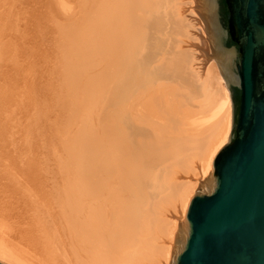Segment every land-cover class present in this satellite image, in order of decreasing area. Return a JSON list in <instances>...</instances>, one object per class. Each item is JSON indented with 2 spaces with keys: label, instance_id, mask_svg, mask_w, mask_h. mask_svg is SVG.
<instances>
[{
  "label": "bare ground",
  "instance_id": "6f19581e",
  "mask_svg": "<svg viewBox=\"0 0 264 264\" xmlns=\"http://www.w3.org/2000/svg\"><path fill=\"white\" fill-rule=\"evenodd\" d=\"M207 57L199 0H0V257L168 264L230 135Z\"/></svg>",
  "mask_w": 264,
  "mask_h": 264
},
{
  "label": "water",
  "instance_id": "95a60500",
  "mask_svg": "<svg viewBox=\"0 0 264 264\" xmlns=\"http://www.w3.org/2000/svg\"><path fill=\"white\" fill-rule=\"evenodd\" d=\"M199 6L230 92L231 131L180 218L168 264H264V0Z\"/></svg>",
  "mask_w": 264,
  "mask_h": 264
},
{
  "label": "rangeland",
  "instance_id": "374dc122",
  "mask_svg": "<svg viewBox=\"0 0 264 264\" xmlns=\"http://www.w3.org/2000/svg\"><path fill=\"white\" fill-rule=\"evenodd\" d=\"M209 47H210V44H209ZM12 48H13V46H12ZM16 52V51H15ZM210 52V48H208V50H207V53H209ZM208 59L207 60H209L210 62H208L207 60H206V63H208L207 64V67L208 68H210V66H211V63L213 62L216 66H215V69H214V67L211 69V70H213V71H215L216 70V72L215 73H217V71H219V73H218V75H220L221 77H222V75H221V73H220V70H219V67H218V65H217V62L213 59V58H209V57H207ZM212 63V64H213ZM212 71V72H213ZM223 78V77H222ZM223 82H224V88H226L227 90H228V93H229V97H230V92H229V89H228V87H227V84H225V81H224V78H223ZM172 84H174V83H172ZM171 85V84H170ZM230 102H231V121L230 122H232V110H233V106H232V101H231V97H230ZM114 107V106H113ZM113 107H106L105 106V110L104 111H110V110H113V109H117L118 107H120V106H115V107H117V108H113ZM102 109H103V107H102ZM230 131H231V123H230ZM229 134H230V132H229ZM228 138H229V135H228ZM228 141V140H227ZM189 176V177H188ZM192 177V174H188V175H186L185 177H184V180H186V179H188V178H191ZM10 234V233H9ZM13 234V233H12ZM5 235V234H4Z\"/></svg>",
  "mask_w": 264,
  "mask_h": 264
}]
</instances>
